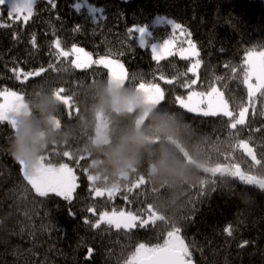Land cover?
<instances>
[{"label": "trees", "instance_id": "trees-1", "mask_svg": "<svg viewBox=\"0 0 264 264\" xmlns=\"http://www.w3.org/2000/svg\"><path fill=\"white\" fill-rule=\"evenodd\" d=\"M79 1L39 0L27 22L10 18L8 6H0V90L26 99L34 84L48 80L68 96L69 90L109 79L101 64L78 69L74 56H58L59 41L65 51L79 47L94 60L119 59L128 86L159 85L162 104L182 113L205 142L193 143L191 155L180 148L194 175L166 208L157 201L167 193L149 184L143 167L121 181L113 196H97L94 189L106 187L89 180L90 157L82 152L83 144L53 146L43 155L45 162L67 164L76 176V190L65 200L31 189L8 150L14 129L0 121V264H127L140 243L163 244L173 226L180 229L187 259L196 264H264V190L235 177L212 176L198 166L239 165L246 174L264 177V89L250 101L245 85L246 55L264 50V0H88L102 10L97 20L88 8H75ZM158 15L180 25L184 36L170 25L154 26ZM133 26L149 28L150 43L173 38L178 50L191 43L197 58L175 52L156 60L150 47L138 45ZM197 61L196 80L192 64ZM41 68L46 70L39 76L17 79L18 72ZM213 88L236 115L249 107L243 125L232 129L222 115L189 113L177 102V97ZM63 111L65 120L73 121L81 110L73 103ZM241 141L253 149L255 160L236 147ZM140 177L146 182L137 186ZM113 211L131 212L146 223L117 229L100 220L102 213Z\"/></svg>", "mask_w": 264, "mask_h": 264}, {"label": "clouds", "instance_id": "clouds-1", "mask_svg": "<svg viewBox=\"0 0 264 264\" xmlns=\"http://www.w3.org/2000/svg\"><path fill=\"white\" fill-rule=\"evenodd\" d=\"M60 87L38 81L25 99L27 109L14 114L11 157L28 170L38 167L53 146L82 143L90 157V174L102 187L119 185L143 167L151 186L166 192L157 206L168 207L190 183L194 169L180 148L192 154V144L205 142L180 112L147 102L143 92L108 80L69 90L80 108L73 121L64 118Z\"/></svg>", "mask_w": 264, "mask_h": 264}, {"label": "snow or ice", "instance_id": "snow-or-ice-1", "mask_svg": "<svg viewBox=\"0 0 264 264\" xmlns=\"http://www.w3.org/2000/svg\"><path fill=\"white\" fill-rule=\"evenodd\" d=\"M34 4L35 0H0V6H8V16L10 18L22 17L25 21L33 14ZM174 28L179 29L180 25H176ZM138 31L142 35L144 30L139 29ZM33 43H35L34 40ZM141 43L143 44V41H141ZM55 48L58 50V56L66 58L69 55H73L75 57L73 65L78 69L89 67L93 63L101 64L103 67L109 69V80L111 82L122 84L126 79L127 74L124 71L123 65L118 61L103 57L94 61L88 52L79 47H73L71 52L60 51L59 41L55 43ZM152 51L154 53V58L160 60L165 55L172 54L171 42H165L160 48L153 46ZM181 54L183 55V53ZM247 62L248 71L245 75V83L248 87L249 98H252L258 91L264 89V51H260L258 54L250 52L247 56ZM197 64H199V61H197ZM45 70L46 69L41 68L35 73L18 72L17 79H20L21 76H23L24 79L33 75L39 76ZM252 77H255L257 81L256 84L249 83ZM136 89L143 92L147 102L151 104H161L165 98L164 92L156 84L140 83ZM64 92L65 89L63 88L57 89V98L61 99L66 106L71 108L73 105L72 98L71 96L63 95ZM177 102L181 108L186 109L189 113H196L204 117L222 115L229 119L231 122L230 128L232 129H235L237 125H243L245 123V114L248 112V108L244 107L240 110L239 114L236 115L229 109V103L224 99L223 93L215 88L207 94L193 91L187 96L186 100L177 97ZM26 109L27 104L23 95L7 89L0 90V121L7 120L15 130L16 121L12 118L13 115L25 112ZM25 114L27 113L25 112ZM236 147L246 150L248 155L252 156L253 160H255L253 149L249 147L247 142L241 141ZM64 155L68 156L70 153L65 151ZM20 164L23 167L24 178L27 180L28 184L35 189L39 196H46L51 192L55 193L57 196H62L65 200L71 199L73 191L77 186L76 176L73 174V169L67 164H60L59 167L50 163L46 164L44 163V156L41 157L39 166L32 170H28L23 162H20ZM204 170L212 176L219 174L221 176L235 177L245 185H255L264 190V177L246 174L241 171L239 165L225 167L222 164H215L213 166L207 163ZM89 180L95 182L97 178L90 175ZM145 182V178L140 177L137 186ZM94 191L97 196L107 194L111 197L120 191V186L113 185L112 187L95 188ZM148 211L152 213L151 206H149ZM153 215L156 219H164L163 216H156L155 213H153ZM100 220L117 229H131L135 226L138 217L131 212L113 211L111 213H102ZM96 227H99V224H97ZM179 232L180 229L173 226V229L167 232V239L164 240L163 244L149 247L144 243H140L135 253L127 261V264H191L190 259H186L190 257V253L184 240L181 239Z\"/></svg>", "mask_w": 264, "mask_h": 264}, {"label": "rangeland", "instance_id": "rangeland-1", "mask_svg": "<svg viewBox=\"0 0 264 264\" xmlns=\"http://www.w3.org/2000/svg\"><path fill=\"white\" fill-rule=\"evenodd\" d=\"M37 1H39V0H35V3L37 2ZM48 1H50V0H48ZM35 5V4H34ZM75 8H77V9H81V8H88L93 14H94V18H96V20L98 19V17H101L102 15H103V13H102V10L100 9V8H97V7H94L93 5H91L90 3H89V1L88 0H80L77 4H76V7ZM34 9V8H33ZM32 16V15H31ZM30 16V17H31ZM29 17V18H30ZM29 18L25 21L22 17L21 18H16V19H21L22 21H24V22H27L28 20H29ZM161 25H170V26H172L173 28L176 26V25H178V24H176L174 21H172L171 19H169V18H167V17H165V16H157L156 18H155V20H154V26H161ZM139 29H143L144 31H143V34L141 35V33L138 31ZM132 32H134L135 34H136V36L135 37H137V41H138V45H140V47H143V48H147V47H150V49H151V51H152V47L153 46H157L158 48H160L165 42H171V49H172V54L173 53H178L179 54V56H182V57H184V58H193V59H196L197 58V50H196V48H195V46H193V45H191V43H189L188 45L189 46H187V47H185V48H183V49H180V50H178V49H176V47H177V42H176V40L175 39H169V40H167V41H165V42H163V43H150V41H149V38H150V31H149V28H147V27H144V26H133L132 27ZM137 30V31H136ZM174 30H178L179 31V35H182V36H184V34H185V32L183 31V30H181V28H179V29H177V28H174ZM141 41H143V44L141 43ZM193 49H194V53H193ZM60 51H65L64 49H62L61 48V46H60ZM66 51H69V52H71V50H66ZM85 51V50H84ZM264 51V50H263ZM87 52V51H86ZM252 52H255V53H259L260 51H252ZM89 53V52H88ZM181 53H183V55L181 54ZM90 54V53H89ZM152 54H153V56L152 57H154V53H153V51H152ZM172 54H170V55H165L162 59H164V58H167V57H169V56H171ZM249 54V53H248ZM248 54L246 55V59H245V65L247 66V71H248V62H247V56H248ZM91 55V54H90ZM70 56V55H69ZM73 56V55H72ZM92 56V55H91ZM74 59H75V57H74ZM92 59L94 60V58H93V56H92ZM99 60V59H98ZM110 60H113V59H110ZM157 60V59H156ZM94 61H96V60H94ZM115 61H118L120 64H122L123 65V68H124V71L126 72V74H127V70L125 69L126 67L124 66V64L121 62V61H119V59L118 60H115ZM107 70H109V69H107ZM197 72H198V64L197 63H195V64H192V73H194L195 74V76L197 75ZM110 73V72H109ZM126 77H127V75H126ZM196 80H197V76H196ZM125 81H126V79H125ZM124 81V82H125ZM249 83H252V84H256L257 83V81H256V79H255V77H252V78H250V80H249ZM245 85H246V87H247V84L245 83ZM159 86V85H158ZM160 87V86H159ZM161 88V87H160ZM215 89H217L218 91H219V89L218 88H215ZM247 89H248V87H247ZM161 90H162V88H161ZM220 92V91H219ZM259 92V91H258ZM257 92V93H258ZM222 93V92H221ZM257 93L255 94V96L257 95ZM248 94V93H247ZM189 95V94H188ZM187 95V96H188ZM187 96H186V98H184L183 97V99H187ZM224 96V95H223ZM255 96H253V97H255ZM252 97V98H253ZM252 98H250V101H251V99ZM224 99H225V97H224ZM247 108H248V112H249V107L247 106ZM229 109H230V106H229ZM231 110V109H230ZM248 112L245 114V122L247 121V117H248ZM5 121H7V120H5ZM8 122V121H7ZM244 150V149H243ZM246 151V150H245ZM44 163H46L45 162V160H44ZM47 164V163H46ZM198 166L202 169V170H204V168H205V166L204 165H201V164H198ZM225 167H228V166H225ZM230 167V166H229ZM23 168V167H22ZM241 169V168H240ZM205 171V170H204ZM242 171V170H241ZM74 174V173H73ZM219 175V174H218ZM76 185H77V183H76ZM75 190H76V188L74 189V191H73V194H74V192H75ZM73 194H72V196H73ZM141 221L138 219L137 220V222H136V224L135 225H137L138 223H140ZM142 224H145L146 223V221H143V222H141Z\"/></svg>", "mask_w": 264, "mask_h": 264}, {"label": "water", "instance_id": "water-1", "mask_svg": "<svg viewBox=\"0 0 264 264\" xmlns=\"http://www.w3.org/2000/svg\"><path fill=\"white\" fill-rule=\"evenodd\" d=\"M32 187V186H31ZM33 189V188H31ZM35 191V189H33ZM36 192V191H35ZM187 259V258H186ZM191 261V264H196L194 261L190 260Z\"/></svg>", "mask_w": 264, "mask_h": 264}, {"label": "bare ground", "instance_id": "bare-ground-1", "mask_svg": "<svg viewBox=\"0 0 264 264\" xmlns=\"http://www.w3.org/2000/svg\"><path fill=\"white\" fill-rule=\"evenodd\" d=\"M193 261V260H192Z\"/></svg>", "mask_w": 264, "mask_h": 264}]
</instances>
